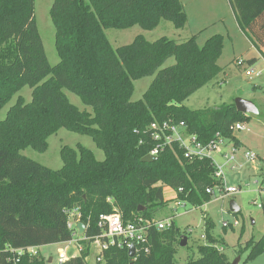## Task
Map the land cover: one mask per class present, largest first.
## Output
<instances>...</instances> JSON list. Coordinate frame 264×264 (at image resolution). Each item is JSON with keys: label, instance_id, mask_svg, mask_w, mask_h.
Here are the masks:
<instances>
[{"label": "trees", "instance_id": "obj_1", "mask_svg": "<svg viewBox=\"0 0 264 264\" xmlns=\"http://www.w3.org/2000/svg\"><path fill=\"white\" fill-rule=\"evenodd\" d=\"M239 27L255 38L264 55V0H229ZM51 19L60 62L51 65L38 28L35 0H0V111L26 85L32 100L19 95L0 120V264H15L11 249H26L74 239L70 213L86 225L78 256L60 264H89L91 245L106 241L100 215L118 211L124 221L154 219L166 206L164 188L175 200L193 207L212 200L209 188L222 187L209 157L188 159L174 143L152 162L142 159L157 142L148 126L153 121H185L190 133L208 143L218 133L239 148L233 126L249 115L235 103L192 109L184 102L223 71L218 60L224 36L204 45L194 35L184 41L163 36L149 41L138 35L131 44L114 48L106 29L140 25L155 29L164 20L183 28L188 15L182 0H54ZM171 57L175 63L162 68ZM250 63L256 60H249ZM155 75L143 98L132 101L134 81ZM65 89L77 94L94 113L72 104ZM61 128L89 135L105 153L97 160L89 148L63 146V166L51 169L22 151L47 150ZM264 176V174H263ZM207 236L215 224L207 223ZM175 219L167 230L152 228L149 244L130 258L127 247L111 245L104 264H179L176 242L182 241ZM214 241H216L214 239ZM148 248V249H146ZM248 262L264 253V234L245 244ZM202 255L186 264H230L225 253L202 245ZM17 264H47L37 252Z\"/></svg>", "mask_w": 264, "mask_h": 264}, {"label": "rangeland", "instance_id": "obj_2", "mask_svg": "<svg viewBox=\"0 0 264 264\" xmlns=\"http://www.w3.org/2000/svg\"><path fill=\"white\" fill-rule=\"evenodd\" d=\"M54 0H35V15L38 28L44 43L45 51L51 65L60 62L56 45V30L51 19L50 10ZM188 22L183 28H176L171 21L162 20L153 30H146L140 25L127 29H106L107 37L112 46L131 44L138 35H143L149 41H155L163 36L175 39L179 42L197 35V41L202 46L206 40L215 35L224 36V48L218 60L223 71L217 78L197 90L184 104L192 109L217 107L225 103H234L238 97L253 101L259 110L258 114L248 113L249 120L243 122L248 129L234 131V135L241 141L238 151L235 153L236 162L225 166L226 186H234L239 191L233 194H225L224 191L216 190L212 200L203 206L193 207L189 203L183 206L177 204L178 200L173 199L176 191L165 187V198L169 203L158 209L154 220H163L174 216L175 222L180 228L182 240L187 238V244L181 245L176 242V261L179 264H186L191 258H198L202 255V245H213L225 253L232 264L238 257H241L239 264H264V253L258 257L245 262L249 249L245 244L252 238L259 240L264 234V164L251 162L244 157L245 151H251L259 157H264V74L262 76L249 77L244 67L236 64L238 59H247L255 54L258 62L257 69L264 68V55L258 48L253 35L241 30L236 20L235 13L229 0H182ZM175 63V58H169L162 68ZM155 75L146 76L134 81V92L132 101L143 98L144 93L154 80ZM69 101L80 110L94 113L91 106L85 104L75 93L65 89ZM21 95L26 102L32 100V88L24 86L17 95L0 111V120L7 116V112L16 103ZM49 145L46 151L39 152L31 147L22 153L33 160L51 168L60 169L63 166L61 149L63 146L77 147L83 145L92 150L97 160L105 159V153L100 149L93 138L89 135L79 134L66 128H61L57 133L48 139ZM233 143L223 148V151L231 153ZM215 159L224 164L225 159L217 153H213ZM235 164V166H233ZM231 201L239 206V211L233 213L230 210ZM76 216L69 220L74 223ZM212 220L215 224L211 230L212 239L207 236V222ZM228 222V226L223 223ZM75 230H77L75 228ZM80 236L75 233L71 242L61 244H49L41 246L37 252L44 256L47 264H60V248L68 257L78 256L83 248L80 243ZM214 239L216 241H214ZM65 249V250H64ZM98 244L92 245V252L88 258L89 264H104V260L97 261ZM36 251V250H35ZM52 259V262L49 260Z\"/></svg>", "mask_w": 264, "mask_h": 264}, {"label": "built area", "instance_id": "obj_3", "mask_svg": "<svg viewBox=\"0 0 264 264\" xmlns=\"http://www.w3.org/2000/svg\"><path fill=\"white\" fill-rule=\"evenodd\" d=\"M255 63V62H254ZM254 63H250L249 60L238 59L236 64L240 67H244L247 76H262L264 74L263 69H257ZM151 137L157 142L156 146L150 151V155L159 156L164 147L173 145L176 143L184 152L185 157L188 159L209 157L212 159L216 171L215 177L223 181L222 187L209 188L207 191L214 195L216 190L224 191L225 194H233L239 191V188L234 186H226L224 167L228 164L236 162L235 153L238 151V147L234 144L231 148L232 152L229 154L223 151V148L228 145L226 138L220 134H216L215 137L208 143L200 141L196 134L190 133L188 125L185 121H176L173 119L165 120L163 122L153 121L148 126ZM248 129L247 125L243 122H238L233 126V130L243 131ZM213 153H217L225 159V163L222 165L217 162ZM244 157L251 162H260L264 164V157H259L251 151H245ZM235 166V164L233 165ZM177 204L183 206L186 202L178 200ZM76 216V210L71 211L70 217ZM76 218V217H75ZM174 216L163 220L144 219L138 218L133 221L125 222L122 215L118 212L106 213L100 215L98 226L103 231V236L106 237V241L100 242V254L97 257V261H102L103 251L108 249L109 246L117 244L118 246L127 247L128 249L132 244L137 248L145 247L149 244V232L152 228H156L160 231L167 230L172 224ZM77 221V220H76ZM74 223L69 220V227L74 229L76 227ZM224 226H228V222L223 223ZM78 230H76L77 234ZM148 249V248H146ZM36 250V251H35ZM14 253L13 261L15 264L20 262L21 257L25 253L34 254L37 253V247H29L26 249H11ZM68 260V256L62 250H59V263H63Z\"/></svg>", "mask_w": 264, "mask_h": 264}, {"label": "water", "instance_id": "obj_4", "mask_svg": "<svg viewBox=\"0 0 264 264\" xmlns=\"http://www.w3.org/2000/svg\"><path fill=\"white\" fill-rule=\"evenodd\" d=\"M234 103H235L236 108L239 112L246 113V114H248V113L258 114L259 113V110L253 101H250V100L242 98V97H238ZM157 158H158V156L148 154L142 159V161L152 162V161H155ZM239 209L240 208H239L238 204L235 201H231L230 210L233 213H236L239 211ZM76 226H77V230H78V235L80 237L84 236L85 230H86V225L83 222H78ZM186 244H187V238L184 237L183 240L181 241V245L185 246ZM129 256L132 259L135 258V256H136V247L134 244H132L131 247L129 248ZM240 260H241V257H238L232 264H239ZM49 261L52 262V259H50Z\"/></svg>", "mask_w": 264, "mask_h": 264}, {"label": "crops", "instance_id": "obj_5", "mask_svg": "<svg viewBox=\"0 0 264 264\" xmlns=\"http://www.w3.org/2000/svg\"><path fill=\"white\" fill-rule=\"evenodd\" d=\"M255 58H259L257 55H255V54H253V55H251L249 58H247V60H255ZM258 62L256 61L254 64L256 65ZM202 109V108H201ZM218 162V161H217ZM219 163V162H218ZM224 169H225V167H224ZM165 189V188H164ZM164 196H165V194H164ZM175 197H176V193H175ZM175 197H173V199L175 198ZM166 199V198H165ZM167 200V199H166ZM77 223H78V221H76L75 222V225H77ZM77 227V226H76ZM71 242V241H70ZM100 240H96L94 243H92V245H94L95 243L96 244H98V253L97 254H100ZM92 245H91V252H92ZM40 248V247H39ZM39 248H37V250L39 249ZM60 250H62L61 248H60ZM65 250V249H64ZM63 251V250H62ZM69 258H71V257H68V259ZM87 260H88V258H87Z\"/></svg>", "mask_w": 264, "mask_h": 264}]
</instances>
